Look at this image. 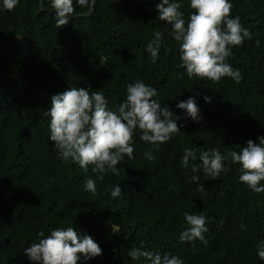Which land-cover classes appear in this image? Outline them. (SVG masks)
Segmentation results:
<instances>
[{"label":"trees","instance_id":"obj_1","mask_svg":"<svg viewBox=\"0 0 264 264\" xmlns=\"http://www.w3.org/2000/svg\"><path fill=\"white\" fill-rule=\"evenodd\" d=\"M160 2L97 0L89 16L70 17L57 29L55 12L40 11L39 0H19L12 11L0 0V264H34L25 250L39 233L69 226L102 249L80 264H151L129 257L133 247L170 253L184 264H264L257 255L264 242V193L240 182L238 164L226 161L229 170L214 180L202 168L192 171L205 151H239L264 137V0H230L232 17L251 32L227 61L242 74L238 84L229 77L218 83L189 78L178 67L179 43L158 18ZM176 2L187 22L190 0ZM44 5L51 8V0ZM74 6V15L87 10L75 0ZM157 32L161 46L153 62L147 44ZM137 80L156 88L154 99L180 117V132L157 152L137 130L135 158L124 157L119 175L105 172L102 180L93 166L64 161L50 140L51 97L70 87L100 90L115 110ZM189 98L199 108L198 121L176 107ZM189 148L196 159L185 167ZM149 150L152 161L144 156ZM89 178L96 195L84 189ZM117 185L122 194L112 198ZM200 185L204 192L197 191ZM186 212L206 217L205 241H180Z\"/></svg>","mask_w":264,"mask_h":264},{"label":"clouds","instance_id":"obj_2","mask_svg":"<svg viewBox=\"0 0 264 264\" xmlns=\"http://www.w3.org/2000/svg\"><path fill=\"white\" fill-rule=\"evenodd\" d=\"M76 4L88 9L82 15H89L96 0H75ZM19 0H2V7L12 11ZM41 10L45 0H40ZM193 12L187 22L181 11V4L176 0H161L156 5L159 20L167 22L172 27L173 39L179 43L181 64L189 78L197 77L218 83L222 78L229 77L235 83L243 79L239 70L227 62L233 56L232 49L242 46L246 39H251V32L244 27L238 16L232 17L233 4L230 0H190ZM54 9L57 29H62L70 23V17H75L74 0H51ZM155 39L147 44V51L153 58H158L161 46V34H154ZM259 44V41H257ZM156 88L146 85L143 80L127 86L126 99L113 110L108 107L104 93L100 90H90L84 87H70L61 94L51 97L50 140L54 142L59 156L68 161L70 158L80 168L100 174L102 180L105 172L119 175L117 165L127 157L134 159V133L138 130L143 142L154 146L155 151L165 144L171 136L180 132L177 122L180 117L169 107H161L154 99ZM210 102L209 97H204ZM176 107L187 112L193 120H199V108L194 98L178 102ZM258 143L248 140L245 147L239 151L231 150L222 154L219 149L203 152L199 159L200 165L193 166L192 171L200 168L206 176L216 179L222 172L228 171L226 161L241 166L239 180L255 194L264 193V137L258 138ZM148 161L155 157L153 151L144 152ZM196 159L195 149H185L182 164L188 167L189 160ZM193 182L199 176L192 177ZM84 189L93 195L97 194L96 182L87 179ZM204 192V185L197 189ZM122 189L119 185L111 191L112 198H119ZM188 227L181 232L180 241H205V233L209 231L204 215L184 213ZM244 225H241L243 228ZM113 231L118 232L116 224ZM38 242L32 243L25 250V255L34 264H80L102 255V249L88 235L81 236L73 226L57 228L45 235L39 233ZM127 255L133 260L141 257L151 264H184V260L170 253H159L133 247ZM257 255L264 260V242L257 248Z\"/></svg>","mask_w":264,"mask_h":264},{"label":"water","instance_id":"obj_3","mask_svg":"<svg viewBox=\"0 0 264 264\" xmlns=\"http://www.w3.org/2000/svg\"><path fill=\"white\" fill-rule=\"evenodd\" d=\"M97 1V0H96ZM112 1H121V0H112ZM95 6V5H94ZM39 10L40 11H49V12H53L54 11V9H52V8H48V7H46L45 5H44V9H43V7H42V10H41V3H40V0H39ZM93 10H94V7L91 9V12H90V14L93 12ZM89 10L87 9L85 12H81V13H78V14H76V15H74V16H85V15H82V13H86V12H88ZM89 14V15H90ZM89 15H87V16H89Z\"/></svg>","mask_w":264,"mask_h":264}]
</instances>
